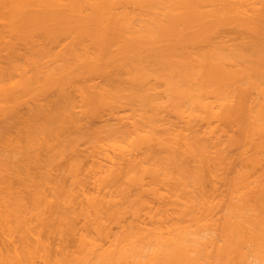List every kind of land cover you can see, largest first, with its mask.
<instances>
[{
    "label": "bare ground",
    "instance_id": "obj_1",
    "mask_svg": "<svg viewBox=\"0 0 264 264\" xmlns=\"http://www.w3.org/2000/svg\"><path fill=\"white\" fill-rule=\"evenodd\" d=\"M0 264H264V0H0Z\"/></svg>",
    "mask_w": 264,
    "mask_h": 264
}]
</instances>
